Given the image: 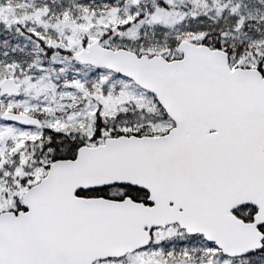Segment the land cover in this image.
<instances>
[{
    "label": "snow or ice",
    "instance_id": "1",
    "mask_svg": "<svg viewBox=\"0 0 264 264\" xmlns=\"http://www.w3.org/2000/svg\"><path fill=\"white\" fill-rule=\"evenodd\" d=\"M0 264H264V0H0Z\"/></svg>",
    "mask_w": 264,
    "mask_h": 264
}]
</instances>
